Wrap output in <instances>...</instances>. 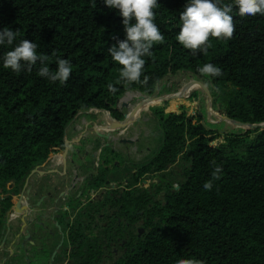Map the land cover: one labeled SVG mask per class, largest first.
<instances>
[{"label":"trees","instance_id":"trees-1","mask_svg":"<svg viewBox=\"0 0 264 264\" xmlns=\"http://www.w3.org/2000/svg\"><path fill=\"white\" fill-rule=\"evenodd\" d=\"M186 3L158 0L155 23L165 39L144 58L148 79L116 84L113 94L107 85L115 84L120 66L108 49L126 39L118 10L104 0H0V30H19L13 46H0V188L14 185L0 201V237L13 197L37 167L64 151L67 128L76 116L101 110L122 121L116 101L127 92L158 98L163 81L183 72L213 92V113L244 125L264 123V15L242 17L233 6V38L210 39L207 55L193 54L176 40ZM221 3L234 5V0ZM22 39L39 45L37 51L49 57L51 70L57 67V57L69 60L71 78L61 84L40 77L39 62L31 71L5 69L3 54ZM205 63L221 68L222 75L202 76L198 68ZM222 89L226 101L219 105ZM169 98L150 104L162 132L156 154L133 166L135 173L128 178L122 172L121 208L106 222L112 231L119 229L126 252L112 264H177L181 258L204 264H264V128L219 133L205 126L198 111L188 110L191 95ZM174 100H179L176 109L165 112ZM213 160L222 173L207 191L203 185L214 171ZM176 164L183 165L181 179L160 201L137 186L143 178L163 177ZM95 180L94 189L102 184L100 177ZM90 213L76 216L71 238L81 239L90 231Z\"/></svg>","mask_w":264,"mask_h":264},{"label":"rangeland","instance_id":"rangeland-1","mask_svg":"<svg viewBox=\"0 0 264 264\" xmlns=\"http://www.w3.org/2000/svg\"><path fill=\"white\" fill-rule=\"evenodd\" d=\"M160 90L161 94L157 98L159 101H161L160 99L167 100L170 95L182 94L180 97L174 96L180 100L184 99L183 96L188 97L191 95L193 100H190L188 110L190 109L193 113L198 111L208 129L218 131L219 133H237L241 131L239 127L233 125L235 123L232 121L221 116L218 112H212L209 98L212 99L213 92L205 87L200 79L179 72L166 78L160 85ZM225 91L226 89H222L219 93V105H223L226 101V97L221 95L225 94ZM148 99L150 98L135 91L127 92L118 99L116 108L123 115L122 121L124 123L122 125H119L121 121L112 119L108 113L101 110H93L76 116L75 120L67 128L66 140L70 142L71 139H75L77 142L69 143L71 144V150H68L64 157L63 154L56 155L46 164V167L35 169L28 178V186L33 185L38 172H44L49 169H61L63 167L70 170L69 174L73 177L72 184L74 188L79 187L81 178L90 169L102 166L104 163H108L111 166L116 162L121 167V172H124L127 178L130 173H135V171L131 170L133 166L149 161L156 154L162 142V132L151 110L152 106L147 105ZM178 101L174 100V102H171L165 112L174 111L176 109L175 103H178ZM76 149L80 150L81 154L83 153V162L78 160L75 155L73 156L72 152ZM71 160L72 162H70ZM182 167V164L171 166L168 172L165 171L163 173V177L154 175L143 178L137 186L154 196L156 201H160L162 199L160 192L165 191L164 189H170V186L176 185L177 181L181 179ZM55 171L54 173L57 175ZM167 174H169L168 178ZM124 184L125 181L121 179L119 183L120 188H123ZM13 188L14 185L12 183L8 184L6 189L0 188V199L8 195L9 191ZM27 189L28 187H25L24 191ZM84 199L85 197H82L78 203H82ZM13 200L20 203L24 201V199L18 196H14ZM28 201L30 203L29 209H32V211L27 213V219H32L36 214L31 207L35 202V197L33 195L28 196ZM74 212L76 211L74 210ZM9 214V217H11L10 225L12 224L14 229L8 233L5 256L8 255L9 260H15L16 264H26L25 261L28 258L33 261V250L29 251V256L24 261L20 249L16 244L12 245V241L16 239L18 234L19 218L23 220V215L15 213L13 210ZM68 221H71V219H65L64 224ZM92 235V237L98 238V234L93 233ZM88 237L90 236L88 235ZM92 247L93 249L95 248L94 245ZM106 254H111L113 257L111 247L106 251ZM79 261V259H74L69 264H78ZM103 263H107V261H101L100 264Z\"/></svg>","mask_w":264,"mask_h":264},{"label":"flooded vegetation","instance_id":"flooded-vegetation-1","mask_svg":"<svg viewBox=\"0 0 264 264\" xmlns=\"http://www.w3.org/2000/svg\"><path fill=\"white\" fill-rule=\"evenodd\" d=\"M70 146L66 154L68 150H71ZM72 153L83 162L84 155L82 156L83 153L81 154L80 150L76 149ZM52 158L54 156L39 167H46ZM54 171L57 172V175ZM69 172L70 170L64 168L38 172L32 186H28V178L31 174L28 176L18 195L24 199L21 201V205L26 207L25 210L19 212L20 215H23V220L19 218L18 234L12 241V245H17L24 261L29 256V251L33 250V261L28 258L25 261L26 264L32 262L33 264H69L74 259L80 260L78 264H100L105 260L107 263L103 264H112L118 261L126 252V248H122L124 241L121 239L119 229L112 231L113 228L106 221L110 222L111 217L115 216L121 208L119 204L123 192L119 185L122 175L121 167L116 162L111 166L108 163L96 166L81 178V184L77 188L73 187V177ZM98 177L102 180V184L94 189L91 186L95 185L94 183L97 182L95 179ZM25 187H28L26 191H24ZM164 190L160 192L162 198L166 195L167 189ZM30 195L35 197L34 207H31L36 214L32 219H27V213L32 211L29 209L28 196ZM105 196L107 197L105 198ZM82 197L85 199L79 204ZM4 199L5 197L0 201ZM14 206L11 208L13 211ZM88 210H91L87 217L90 231L87 230L86 235L81 239L71 238L76 216L80 212L85 214ZM106 213L109 215L108 219H105ZM9 215L6 220L5 217L2 219L4 230L0 237V264H16L15 260H9V256H5L8 233L14 229L12 224L10 225L11 217ZM67 218L71 221L64 224V220ZM116 221L120 225V219L118 218ZM108 232L112 233V237L106 236ZM93 233L98 234V238L92 237ZM92 245L95 246L94 249ZM110 247L113 257L111 254H106Z\"/></svg>","mask_w":264,"mask_h":264},{"label":"clouds","instance_id":"clouds-1","mask_svg":"<svg viewBox=\"0 0 264 264\" xmlns=\"http://www.w3.org/2000/svg\"><path fill=\"white\" fill-rule=\"evenodd\" d=\"M110 9L119 11L126 33V39L118 40L117 45L108 49L112 60L120 66L118 79L114 83H108L110 93L118 91L116 84L132 85L140 83L144 76L146 64L145 57L152 56V47L156 43L164 42V35L155 23L154 9L159 7L158 0H104ZM233 6L238 7L240 16L264 15V0H234L233 4H223L221 0H188L184 10L180 13L181 27L176 40L185 49L193 54L201 52L207 55L212 47L210 39L230 40L236 30V22L231 15ZM133 21H135L133 23ZM19 30L13 31L9 27L0 30V46H13ZM116 39V37H113ZM39 45L33 41L22 39L12 50L3 54V67L14 72L22 70L31 71L39 62L38 75L55 83L64 84L71 78L72 64L67 59L57 57L56 69L51 70L48 65L49 57L39 54ZM198 72L208 78L219 77L222 69L212 63H205L198 68ZM144 76V81H147ZM211 84V79L207 81ZM214 171L211 178L206 181L203 188L212 190L214 182L221 178L222 166L215 160L211 162ZM177 264H204L196 258H181Z\"/></svg>","mask_w":264,"mask_h":264},{"label":"water","instance_id":"water-1","mask_svg":"<svg viewBox=\"0 0 264 264\" xmlns=\"http://www.w3.org/2000/svg\"><path fill=\"white\" fill-rule=\"evenodd\" d=\"M179 95V94H178ZM178 95H170V96H178ZM168 96V98L170 97ZM179 96H182V95H179ZM150 99H157V98H150ZM210 101H211V98H209ZM162 100V99H160ZM118 102V100L116 101V103ZM211 105V103H210ZM124 123V121H121L119 122V125H122ZM235 123L238 127H248L250 129H258V128H264V123L263 124H259V125H244V124H239V123H236V122H233ZM70 144H68V142L65 140V149H64V153H66L67 149L69 148ZM34 172V171H33ZM25 207L24 205H21L20 202H15V206H14V211L15 213H19L23 210H25ZM142 232V230H139V234Z\"/></svg>","mask_w":264,"mask_h":264},{"label":"crops","instance_id":"crops-1","mask_svg":"<svg viewBox=\"0 0 264 264\" xmlns=\"http://www.w3.org/2000/svg\"><path fill=\"white\" fill-rule=\"evenodd\" d=\"M233 125H235V126L237 127L236 124H233ZM66 137H67V133H66ZM66 137H65V140H66ZM66 141H67V140H66ZM67 142H68V141H67ZM71 142H72V143H75V142H77V140H75V139H71L70 142H68V144L71 143ZM61 154H63V157L66 155V153H64V152H62ZM63 168H64V167H63Z\"/></svg>","mask_w":264,"mask_h":264},{"label":"bare ground","instance_id":"bare-ground-1","mask_svg":"<svg viewBox=\"0 0 264 264\" xmlns=\"http://www.w3.org/2000/svg\"><path fill=\"white\" fill-rule=\"evenodd\" d=\"M195 87H198V86H195ZM179 95H182V94H179ZM178 95V96H179ZM180 97V96H179ZM183 97H185V96H183ZM153 101H159L158 99H148L147 100V105H150L151 104V102H153ZM127 121H128V119H127ZM112 126V125H111Z\"/></svg>","mask_w":264,"mask_h":264}]
</instances>
